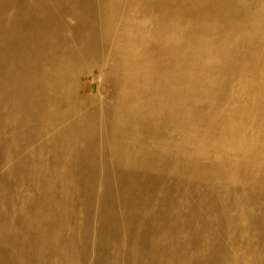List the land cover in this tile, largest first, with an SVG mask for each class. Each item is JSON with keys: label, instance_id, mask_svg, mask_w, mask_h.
<instances>
[{"label": "rangeland", "instance_id": "rangeland-1", "mask_svg": "<svg viewBox=\"0 0 264 264\" xmlns=\"http://www.w3.org/2000/svg\"><path fill=\"white\" fill-rule=\"evenodd\" d=\"M0 264H264V0H0Z\"/></svg>", "mask_w": 264, "mask_h": 264}]
</instances>
